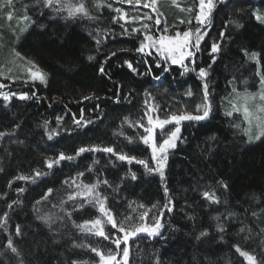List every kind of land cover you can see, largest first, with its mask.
Segmentation results:
<instances>
[{"label":"trees","instance_id":"1","mask_svg":"<svg viewBox=\"0 0 264 264\" xmlns=\"http://www.w3.org/2000/svg\"><path fill=\"white\" fill-rule=\"evenodd\" d=\"M83 2L94 19L67 18L66 11L44 7L40 0H13L11 7L0 0V35L9 37L0 40L12 50L10 60L18 67L31 61L47 74L46 85L23 84L19 78L8 83L5 78L0 91L15 93L8 101L0 95V133H5L0 136V264H98L91 249L107 253L115 245L75 225L105 220L96 203L105 197L118 224L151 226L158 217L163 225L158 236L140 233L128 241V264H155L156 259L161 264H247L236 245L264 261V137L249 143L242 115L226 114L222 104L232 89L254 91L259 72L264 77V25L253 15L264 0H215L210 23L204 25L195 19L199 0H156V11L143 6L150 0L140 5ZM122 14L126 19H120ZM25 15L30 21L22 19ZM197 29L203 36L198 51L191 46ZM185 31L193 33L189 48L195 53L184 60L187 72L160 57L145 40ZM142 41L148 47L137 52ZM214 43L216 53L211 51ZM112 52L116 55L109 58ZM253 52L259 54L255 60L250 59ZM8 53L0 47V60ZM201 68L207 72L204 78ZM205 84L209 116L180 122L162 180L148 170L157 163L141 139L151 127L148 117L202 115L196 109L205 103ZM24 94L29 98L20 99ZM155 141L159 147L161 139ZM81 147H111L114 152L77 155ZM61 153L73 159L48 168V161ZM120 155L135 159L120 160ZM21 175L30 179H16ZM85 185H96L93 195H87ZM206 191L214 192L219 203L205 199ZM169 200L170 212L164 207ZM144 212L148 215L141 221ZM104 230L113 239L123 235L106 223ZM201 232L207 235L201 237ZM10 239L18 256L7 247Z\"/></svg>","mask_w":264,"mask_h":264},{"label":"snow or ice","instance_id":"2","mask_svg":"<svg viewBox=\"0 0 264 264\" xmlns=\"http://www.w3.org/2000/svg\"><path fill=\"white\" fill-rule=\"evenodd\" d=\"M42 2L44 7L47 8H53L54 11L56 12H62L66 11L67 12V18H76L78 16L82 17H87L89 19H94V17H91L89 14V11L83 2V0H78L77 3H73L72 0H40ZM222 2V0H221ZM13 0H7V5L9 7L12 6ZM121 3H127L129 5H140L141 0H121ZM156 5V0H150L149 3H144V7H152L153 11H156L155 8ZM103 6L102 4L98 3L97 7ZM108 7H111V5H108ZM215 8V0H199V12L196 14L195 19L198 21L199 24L204 25L206 23H210V17L213 9ZM116 12H121V9L117 8L115 9ZM242 11V9H241ZM255 19L257 21H260L261 23H264V15H259V14H254ZM8 19H12L11 13L8 16ZM22 19L24 21H30V17L27 15L23 16ZM120 19H126V14H122ZM147 19H152V17H147ZM183 23V21H181ZM191 23V21H188ZM160 20H156V24H159ZM145 28H147V25H144ZM133 31H138L137 29H133ZM167 31V29H165ZM193 33L191 31H185L182 34L180 32H176L175 36H166L162 35L158 39H155L152 36H145V40L151 41L152 46L158 45L159 47L157 48V51L159 52L160 56L165 59H171V62L173 64H179L184 67L185 72H187L189 69L187 68L186 65H184V60L186 57H192L194 56L195 53L192 51L188 50L191 44V36ZM221 36L224 34L221 33ZM203 39V36L199 34V29H197V36H196V42L194 45H191L199 50V42L200 40ZM97 44L100 43L99 40L96 41ZM148 47L143 41L140 44V47L136 49L137 52H144L145 48ZM211 51L213 53H216L219 51V46L217 44H213L211 47ZM151 55V53H148ZM246 55H249L248 53H245ZM17 56H19V53H16ZM116 52H112L110 54L111 56H115ZM258 53H251L250 54V59H257ZM89 60H92L93 57L89 56ZM106 62V61H105ZM29 64L32 66L27 69L29 78L32 81H39L41 84L47 83V74L40 71L38 68H36L35 64H33L31 61H28ZM129 69H132L135 71L133 68L131 62L125 61ZM157 67H160L159 64H157ZM35 69V71H33ZM167 68H164V71H167ZM99 72L101 74H104L105 69L104 66L101 65L99 68ZM199 76L201 78H204L207 76V72L205 69L201 68L199 70ZM159 79V77H156ZM261 84L264 85V77H261ZM4 85L0 84V88H3ZM0 95L3 96V99L5 101H8L11 96H14L15 93L11 94H5V93H0ZM187 95L191 96L192 93L189 91ZM28 95L24 94L20 96V99H28ZM85 99H90V97H85ZM208 99V91H207V84L204 85V101L205 103L203 105H197V112L201 111V108L203 109V114L202 115H191L188 113L176 115L172 114L169 118L167 119H159L158 117L153 120L152 116L148 117V122L151 125V127L145 128V132L148 133V135L141 137L143 140V143L148 145L151 142V148H152V159L156 161L157 167L155 169L148 168V165L145 161L140 160L137 161L140 164H143L145 168H148L149 171H156L159 173L161 179L163 180L164 177V167L167 161V150L170 148H175L176 147V141L179 138L178 134L180 133V128L176 127L174 131H172L168 137V139H165L163 143L157 147L154 137H153V130L155 128H160L163 129L165 125L172 123L173 121L179 125L181 121H201L204 120L209 116L210 112V105L206 103ZM261 100H264V95H261L260 97ZM154 110V109H153ZM260 111L264 112V108H261ZM244 113H245V119L249 123V127L244 129L245 135L248 137V142L251 143L254 140H260L262 137H264V120H258L256 124V128L258 129V132L254 135L252 132V119L250 118V113L247 107L244 108ZM228 115H232V112L227 113ZM5 135V133H0V136ZM53 134H49L48 138L52 139ZM86 151H104L108 153H113L114 149L111 147L108 148H84L81 147L77 155L80 153H84ZM158 153L162 154L158 157ZM64 159H73L71 156H65L63 153L60 154L59 158L56 160H49L47 163L48 168H52L54 164L59 163L60 160ZM120 160H129L131 162L132 159H135L134 157H127L124 155L119 156ZM42 173L36 172V176H40ZM16 179L19 180H28L30 179L28 176H18ZM133 179H135V176L133 175ZM104 183H107V181H104ZM11 184V181L9 182ZM223 187L227 188V185L224 184ZM84 188L86 189V193L88 196L93 195L94 190L96 188V185H85ZM18 191H23V189H18ZM51 189H49V193H51ZM167 188H165V195L167 196ZM203 196L205 199L213 202V203H219L218 198L216 197L214 192H204ZM46 198V197H45ZM75 197L69 196V199H74ZM107 198L105 197L104 200ZM104 200H97L96 203L99 205V211L103 214V216L106 218L105 220L101 219H94V220H89L85 221L83 224H78L75 225L77 228H79L81 231L88 232L91 234H94L96 236L103 237L105 240H111V242L115 245V251L109 250L107 253L99 250L98 248L93 247L91 251L96 254V256L99 257V262L98 264H128V257H129V248H128V241L136 237L140 233H145L149 237H154L160 235V229L163 227V225L160 222V219L154 218V223L149 226L145 223H140V224H130L128 227L124 226V222H120L118 224L116 218L112 215L111 211L105 207ZM39 203V201L37 202ZM171 205V200H169V203L166 204L164 207L170 212L172 211ZM83 207V204L80 205ZM11 207V205H9ZM140 207H144L143 205H140ZM155 207V205L153 206ZM253 215H256L255 212L252 213ZM69 216L71 215L70 213L68 214ZM148 215L147 212H144L141 214L140 219L141 221L144 220V218ZM160 215H163L161 213ZM40 219H43L47 221L49 218L48 217H39ZM131 218L126 217L125 220H130ZM109 224L113 229H117L119 233H122V236H116V238H112L110 235L105 233L104 230V225ZM217 228L220 232H224L225 229L222 225H217ZM241 232H244L245 229L241 228ZM16 234L19 236L21 235V230L19 227L16 229ZM206 232H201L200 236H206ZM199 239V237H197ZM121 244L124 245L123 248H121ZM82 245H75V247H81ZM7 247L11 250L12 253L16 254L17 256L19 255L18 249L13 245L12 240L10 239L8 241ZM236 251L240 254V256L244 257L245 260L247 261V264H264V261H258L257 257L253 254H250L247 251H242L241 248L236 245L235 246ZM120 257L119 259L117 257ZM20 264H23V261H20ZM70 264H82V262L79 261H71ZM155 264H161L159 259L155 260Z\"/></svg>","mask_w":264,"mask_h":264},{"label":"rangeland","instance_id":"3","mask_svg":"<svg viewBox=\"0 0 264 264\" xmlns=\"http://www.w3.org/2000/svg\"><path fill=\"white\" fill-rule=\"evenodd\" d=\"M254 14L264 15V5L256 7L253 10V15ZM254 17H255V15H254ZM257 22L261 23L260 21H257ZM261 24L264 25V23H261ZM0 38H2V39L5 38L6 40H8L9 37L7 36V34H5V36H3V37H2V35H0ZM15 39L16 38L14 37L13 40H15ZM149 43L152 45V42H149ZM5 46H7L6 41L0 40V47L4 51L9 52L7 58L0 60V62H3L2 64H0V84H3L4 87H6V84H5L6 79L5 78H8V80H7L8 83L16 82L17 80H15V78H19V80L21 82H23V84H27V85H30V84L35 83V82H39L38 80L32 81L29 78V74H28L27 69L30 68L32 65L29 63H25L23 65H20L19 67L16 66L15 61L10 60V52L12 50L7 51V49H5ZM158 47H159L158 45L154 46V49H156V51H157ZM188 50H190V48ZM158 54H159V52H158ZM159 56H160V54H159ZM169 61L171 62V59H169ZM36 68H38V67L36 66ZM39 70L42 71L41 69H39ZM33 71H35V69H33ZM15 73L17 74L16 77H15ZM261 77H262V75L259 72V84L254 91L238 92L235 89H232L231 93L227 97H225V99L223 100V103H222L224 105V111L226 112V114L229 112H236V113H240L242 115L244 122H245V128L249 127V123L245 119V113H244V108L247 107L249 110V113L251 114L250 118L252 119V132L254 135L258 132V129L256 128L257 121L258 120H264V112L260 111L261 108H264V100L260 99L261 95H264V85L261 84ZM0 91H1V88H0ZM202 111H203V109L201 108V112ZM202 114H203V112H202ZM174 123L175 122L173 121L172 123L165 125L163 129L155 128L153 130L154 140L157 137L159 139H161V142H159V144H158L159 146L165 140L164 137H166L168 139L170 133L172 131H174L176 127H179V125H177L176 123L174 124ZM146 135H148V133H146L145 136ZM254 141H256V140H254ZM155 143H158V142L155 141ZM148 145L151 148V142ZM151 152H152V148H151ZM160 155H162V154L158 153V157Z\"/></svg>","mask_w":264,"mask_h":264}]
</instances>
